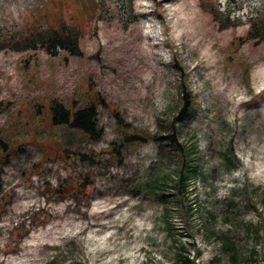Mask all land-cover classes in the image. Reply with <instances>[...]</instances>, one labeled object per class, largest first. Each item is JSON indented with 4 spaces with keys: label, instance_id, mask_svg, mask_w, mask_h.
Wrapping results in <instances>:
<instances>
[{
    "label": "rangeland",
    "instance_id": "1",
    "mask_svg": "<svg viewBox=\"0 0 264 264\" xmlns=\"http://www.w3.org/2000/svg\"><path fill=\"white\" fill-rule=\"evenodd\" d=\"M93 1L0 0V264H264V0ZM58 13L80 53L36 41Z\"/></svg>",
    "mask_w": 264,
    "mask_h": 264
},
{
    "label": "trees",
    "instance_id": "2",
    "mask_svg": "<svg viewBox=\"0 0 264 264\" xmlns=\"http://www.w3.org/2000/svg\"><path fill=\"white\" fill-rule=\"evenodd\" d=\"M92 5L96 6L97 2L92 0ZM45 10L48 12H52V9H49L48 7H45ZM58 15V18H55L54 16L52 17L51 23L45 30H38V38L36 39V41L40 42V45H42L50 54L56 53V51L58 50L68 51L73 54L80 53L79 29L77 27H71L69 24H67L60 13H58ZM263 31L264 17L261 15L257 19L253 20L251 29L247 33L248 39L263 38L264 36H261V33ZM235 43L236 41H234V44ZM192 100L193 99L191 97V94L186 93L183 89L180 91L178 105L180 106V111L184 115L190 112L192 108ZM97 105L98 104L95 103V100H93L69 107L56 99H52L49 102L50 119L52 126L54 128H62L64 130H67L69 139H71V137L75 135L83 139L85 138V136L89 137L96 132L99 125ZM166 140H170V142H173V135L162 138V141ZM7 146V141L0 138V153H4ZM175 146L179 148L178 143H175ZM235 162L239 163L238 160H235ZM193 170L196 171V168H194ZM188 178L189 177L185 173V170H183L182 168L178 170L177 181H179L178 184L182 188L186 187ZM169 183L170 182L168 180L165 185ZM82 186L83 185H79L75 187V190L73 191L75 196H79L81 194V191L83 189ZM66 188L68 189V187ZM145 188L147 191L155 193V196L159 198L164 195L163 192L154 191L151 185H148ZM53 191L55 193H58L60 190L55 188L53 189ZM28 231L29 230L24 229V234H20L21 237L27 234ZM225 238L227 239L225 246L228 248L229 239L227 237ZM186 262L189 263V260H186Z\"/></svg>",
    "mask_w": 264,
    "mask_h": 264
}]
</instances>
